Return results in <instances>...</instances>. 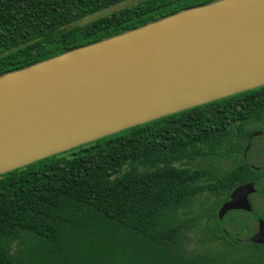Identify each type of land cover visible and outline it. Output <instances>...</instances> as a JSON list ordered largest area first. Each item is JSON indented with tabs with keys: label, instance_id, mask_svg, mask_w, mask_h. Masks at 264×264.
Wrapping results in <instances>:
<instances>
[{
	"label": "trees",
	"instance_id": "trees-1",
	"mask_svg": "<svg viewBox=\"0 0 264 264\" xmlns=\"http://www.w3.org/2000/svg\"><path fill=\"white\" fill-rule=\"evenodd\" d=\"M0 0V75L216 0ZM264 87L0 176V264H264L237 184ZM226 163L232 167H225ZM225 165V166H224Z\"/></svg>",
	"mask_w": 264,
	"mask_h": 264
},
{
	"label": "water",
	"instance_id": "water-1",
	"mask_svg": "<svg viewBox=\"0 0 264 264\" xmlns=\"http://www.w3.org/2000/svg\"><path fill=\"white\" fill-rule=\"evenodd\" d=\"M261 87L264 0L185 8L0 75V176ZM250 185L232 193L220 220L253 212ZM251 239L264 243V220Z\"/></svg>",
	"mask_w": 264,
	"mask_h": 264
},
{
	"label": "flooded vegetation",
	"instance_id": "flooded-vegetation-1",
	"mask_svg": "<svg viewBox=\"0 0 264 264\" xmlns=\"http://www.w3.org/2000/svg\"><path fill=\"white\" fill-rule=\"evenodd\" d=\"M242 156H243L242 157L243 163H241L240 168L247 171V173L254 175V177L250 178L249 181H245L244 183L237 184L232 190L231 194L229 195L228 200L225 201L224 203L231 200V195L237 188H241L243 186H248V185H249L248 187H251L250 184H252L254 189L247 187L248 189H245L244 191V192L251 191V193L248 196V199L251 202V205L253 207V212H249L252 214L256 212L255 210L256 205L254 206V197H261L262 199L264 198V120L260 124L258 129H255L254 131L250 133L248 137V142L246 144V147L244 149ZM225 165H224L225 167H232V165H230L229 163H226ZM235 201L239 202L240 199L237 198L235 199ZM232 211H242V210H232ZM259 219L264 220V218H261L260 216L258 217V220L256 223L258 225V229L253 234V236L259 233Z\"/></svg>",
	"mask_w": 264,
	"mask_h": 264
},
{
	"label": "rangeland",
	"instance_id": "rangeland-1",
	"mask_svg": "<svg viewBox=\"0 0 264 264\" xmlns=\"http://www.w3.org/2000/svg\"><path fill=\"white\" fill-rule=\"evenodd\" d=\"M143 1H146V0H130V1H127L125 3H122L120 5H117L115 7H112L102 13H99L97 15H94L92 17H89L88 19H86L85 21L83 22H89V21H92L100 16H104V15H109L115 11H119V10H122V9H125L127 7H131V6H135ZM68 152V151H67ZM256 205V206H255ZM254 206H255V210H256V214L257 216L260 215L261 218H264V198L262 199L261 197H254ZM260 220V219H259ZM254 228H255V232L257 231L258 229V225L255 223L254 224Z\"/></svg>",
	"mask_w": 264,
	"mask_h": 264
}]
</instances>
